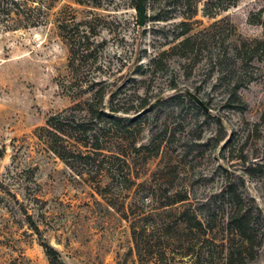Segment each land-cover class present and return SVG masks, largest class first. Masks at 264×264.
<instances>
[{
	"label": "rangeland",
	"instance_id": "1",
	"mask_svg": "<svg viewBox=\"0 0 264 264\" xmlns=\"http://www.w3.org/2000/svg\"><path fill=\"white\" fill-rule=\"evenodd\" d=\"M83 1L38 28L0 16V264H264V173L249 170L264 164V48L237 55L264 41V0L214 18L199 4L185 48L178 15L145 6L140 26L136 0ZM101 94L125 121L87 114ZM225 184L250 238L225 224Z\"/></svg>",
	"mask_w": 264,
	"mask_h": 264
},
{
	"label": "trees",
	"instance_id": "2",
	"mask_svg": "<svg viewBox=\"0 0 264 264\" xmlns=\"http://www.w3.org/2000/svg\"><path fill=\"white\" fill-rule=\"evenodd\" d=\"M77 4H84L85 2L83 0H75ZM138 5H135V9L139 12L140 16V7L142 6L144 8L145 13V6H150V10L152 11V17L153 21L158 22H165L170 21L171 19H176L177 15L180 17L181 22H179L178 27L182 28L181 32L178 34V37L181 38L178 42L177 48H185L187 45L191 42V38L187 37V35L190 33V24L189 20L192 19L193 16H195L198 12V6L202 3L203 9H202V15L206 18H214L220 13L228 11L230 8L234 7L240 0H136ZM60 0H0V16L5 17L4 21L8 23L10 21V24L13 23H25V28H38L40 26H43L47 20V18L50 16L51 12L56 8V6L59 4ZM63 11L56 12L57 14H61ZM8 19V20H7ZM140 23V22H139ZM18 26H15L16 28ZM57 28L60 32L64 29L63 23L58 24ZM16 30V29H15ZM65 31V29H64ZM185 37V38H182ZM72 41V46H75L76 43L80 41H84L87 39V36L83 34V36H80L77 39L75 37H69ZM264 48V41H259L254 44H242L239 49H237V55L241 62L247 63L250 62L252 59L256 57V55ZM236 91V90H235ZM233 90V93H235ZM177 95L171 97V99L178 98ZM194 97L196 96H190V98H187L193 105L194 103ZM105 95L101 94L96 97L97 101H90L87 102V114H90L92 116V119H97V121H102V118H107L109 120L114 121V124H117L116 122H122L125 121L124 118H119L114 115H110L105 112V110H108V112H111V114H117V113H123L127 114L126 111H121L117 109H113L112 107L105 108L103 106ZM113 98L112 94L109 95V99L111 100ZM197 98V97H196ZM203 104V103H202ZM148 104H142L138 108V110L135 111V113L141 112L145 107H147ZM199 106V105H198ZM204 106V104H203ZM200 107V106H199ZM205 107V106H204ZM203 109L202 107H200ZM54 120V121H53ZM53 121L55 122V118H49L48 123ZM130 123L134 122L133 120H129ZM260 121L264 122V110L260 116ZM87 123L85 121H79L75 122V120H71L68 123L65 124V127L68 131H76L77 134H82L83 136L86 135L87 130L85 129V125ZM57 125V124H56ZM256 131V126H254ZM60 128L56 129L59 130ZM90 139L95 138V136L89 135ZM89 142H96L94 140H89ZM88 142V143H89ZM53 142H49V145L53 151V153L61 160L65 159L66 152L64 148L61 149V152L58 151L55 148H52ZM54 144H56V141H54ZM228 144V142L223 146ZM57 145V144H56ZM69 153V152H68ZM67 153V154H68ZM251 171H257V172H263L264 173V164H252L251 168L249 169ZM264 175V174H263ZM241 183H243V180L240 179ZM219 200L228 203L231 206V211L228 213L227 217L225 218V224L232 227L233 232L236 236L239 238H245L250 236L247 234V224L248 221L246 219L247 213L243 212L241 210V203H242V193L238 192L236 188H234L230 184H225L220 192H219ZM44 250L46 254L51 257H57L56 251L49 245H43ZM54 264H59L57 262H54Z\"/></svg>",
	"mask_w": 264,
	"mask_h": 264
},
{
	"label": "water",
	"instance_id": "3",
	"mask_svg": "<svg viewBox=\"0 0 264 264\" xmlns=\"http://www.w3.org/2000/svg\"><path fill=\"white\" fill-rule=\"evenodd\" d=\"M144 25V8L141 6L140 7V26ZM194 101L203 108L205 112H208V109L203 106L202 102H200L196 97H194Z\"/></svg>",
	"mask_w": 264,
	"mask_h": 264
}]
</instances>
